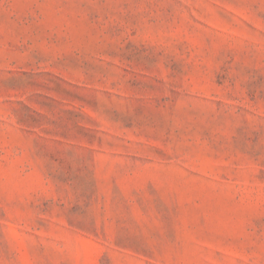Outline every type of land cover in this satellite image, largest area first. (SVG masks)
<instances>
[{
	"label": "rangeland",
	"instance_id": "rangeland-1",
	"mask_svg": "<svg viewBox=\"0 0 264 264\" xmlns=\"http://www.w3.org/2000/svg\"><path fill=\"white\" fill-rule=\"evenodd\" d=\"M0 264H264V0H0Z\"/></svg>",
	"mask_w": 264,
	"mask_h": 264
}]
</instances>
